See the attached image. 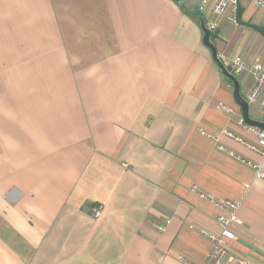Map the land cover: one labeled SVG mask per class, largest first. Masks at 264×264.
Masks as SVG:
<instances>
[{"label": "crops", "instance_id": "obj_1", "mask_svg": "<svg viewBox=\"0 0 264 264\" xmlns=\"http://www.w3.org/2000/svg\"><path fill=\"white\" fill-rule=\"evenodd\" d=\"M199 4L0 0V264H204L227 201H241L230 249L264 264V180L238 160L260 158L218 136L242 119L186 13L209 21ZM240 10L264 31L261 9ZM249 31L220 19L226 67L264 63L254 30L239 52ZM238 79L247 100L255 80Z\"/></svg>", "mask_w": 264, "mask_h": 264}, {"label": "built area", "instance_id": "obj_2", "mask_svg": "<svg viewBox=\"0 0 264 264\" xmlns=\"http://www.w3.org/2000/svg\"><path fill=\"white\" fill-rule=\"evenodd\" d=\"M247 1L261 9L264 18V0ZM240 6L241 0H200L199 11L205 13L208 9V13L211 14L210 20L205 21V24L212 34L217 30L220 19L229 24H236V16ZM229 71L237 78L245 73L254 78L255 81L247 96V102L248 104L257 105L260 113L264 114V63L259 59H254L250 63L247 59L237 56L231 60ZM239 124L243 135H237L228 130H221L218 132V136H225L257 154L260 158L259 163L236 158L253 171L256 179L264 180L262 172L264 167V130L247 126L242 120ZM218 136L206 135V137L213 140H217ZM219 149L223 151V147H219ZM199 197L211 201V197L208 195L200 194ZM214 205L222 211V214L216 217L219 234L217 237H210L212 247L204 264H252L250 261L234 254L228 245L229 242L234 241L236 238L234 227L240 224L236 218V212L241 205V201H227L215 203ZM102 211V205L94 206L91 209L92 217L94 219L99 218ZM152 227L158 232H163L165 229L163 225L153 224Z\"/></svg>", "mask_w": 264, "mask_h": 264}, {"label": "water", "instance_id": "obj_3", "mask_svg": "<svg viewBox=\"0 0 264 264\" xmlns=\"http://www.w3.org/2000/svg\"><path fill=\"white\" fill-rule=\"evenodd\" d=\"M196 19L198 21V25H199V28L202 34V44L204 45L206 49L209 50L211 60L213 64L216 66V68L218 69L219 73L231 83L233 99L240 109L241 119L243 123L246 124L247 126L254 127L260 130H264V122L256 121L250 117L249 104L247 100L241 96V93H240L239 79L227 69L223 61L220 59L216 46L214 42L211 40V32L207 28L204 19L200 16L196 17ZM236 24L242 25L244 27H248L258 32L262 37H264V31L260 27L240 21L238 17V13L236 16Z\"/></svg>", "mask_w": 264, "mask_h": 264}, {"label": "rangeland", "instance_id": "obj_4", "mask_svg": "<svg viewBox=\"0 0 264 264\" xmlns=\"http://www.w3.org/2000/svg\"><path fill=\"white\" fill-rule=\"evenodd\" d=\"M256 19L257 20H264L263 18V14L261 12L257 13L256 15ZM255 19V21H257ZM232 25H236V24H232ZM255 36V32L249 31L247 35H243L241 38H239L238 40V45H239V52L241 55L245 54L246 51L252 49V45H253V37ZM241 50V51H240ZM235 51L232 52V54H234ZM259 109L257 107V105L255 104H249V115L251 118H255L256 120L260 121V122H264V114L259 113Z\"/></svg>", "mask_w": 264, "mask_h": 264}, {"label": "trees", "instance_id": "obj_5", "mask_svg": "<svg viewBox=\"0 0 264 264\" xmlns=\"http://www.w3.org/2000/svg\"><path fill=\"white\" fill-rule=\"evenodd\" d=\"M184 12H185V11H184ZM186 13H187L188 15H190L191 17H193L194 20L198 23L196 17H199L200 15H194V14H192V13H190V12L188 13L187 11H186ZM240 16H241V10L239 9V11H238V17L240 18ZM200 17H201V16H200ZM204 21H205V20H204ZM214 37H215V35L211 34V40H212V41H214ZM227 69L229 70V67H227ZM226 80H227V79H226ZM227 82L231 85L230 81L227 80Z\"/></svg>", "mask_w": 264, "mask_h": 264}]
</instances>
